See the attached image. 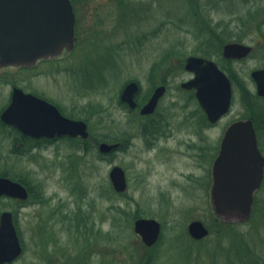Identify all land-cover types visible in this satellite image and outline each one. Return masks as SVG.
Here are the masks:
<instances>
[{"label":"rangeland","instance_id":"1","mask_svg":"<svg viewBox=\"0 0 264 264\" xmlns=\"http://www.w3.org/2000/svg\"><path fill=\"white\" fill-rule=\"evenodd\" d=\"M73 1L77 15L75 49L32 68L0 69V117L10 104L12 89L17 87L47 98L68 118L86 121L91 140L124 134L134 140L126 150L107 157L99 152L102 141L87 152L74 149L68 140L39 151L31 150L33 144L22 139L17 130L0 125V175L25 178L44 194L43 203L32 200L25 209H18L17 201L0 200V214L10 211L17 216L23 243L24 254L13 264H139L146 255L154 256L157 264H264V187L256 195L249 222L221 227L211 205V164L206 169L197 168V160L192 158L204 153L205 148L207 154L211 148L218 155L225 129L246 118L248 110L264 117V100L257 110L253 98L256 88L250 77L254 70L264 68L263 12L253 11L254 19H250L247 9L251 4L229 0L211 17L213 25L222 20L223 29L236 33L228 43L251 46L253 52L249 59L225 65L222 57L213 58L235 73L242 86L238 88L233 82L231 113L209 136L200 132L199 141L196 124L205 116L191 93L180 88L191 75L176 68L167 77L163 66L152 73L155 63L179 43L187 48L185 60L203 57L195 53L198 43L193 34L185 31L193 30L189 2ZM184 17L187 22L181 31L169 23L170 18L176 21ZM239 37L244 38L242 42ZM174 65L179 64L175 61ZM130 82L140 86L137 101L142 99L141 106L157 87L167 88L153 117L143 119L120 106ZM244 90L252 94L250 100ZM246 99L252 108L248 109ZM149 119L155 124L167 121L173 131L172 138L160 141L153 150L147 147ZM259 128V148L264 155V119ZM113 166L125 170L128 188L111 196L110 201L106 193L112 195L109 173ZM126 203L130 217L109 210L113 204ZM139 212L143 218L162 224L160 241L153 249L147 250L134 232L136 219L131 217ZM196 220L204 222L211 232L200 243L188 235L189 224ZM78 224L89 228L81 232ZM92 224L98 225L99 234L93 233Z\"/></svg>","mask_w":264,"mask_h":264},{"label":"water","instance_id":"2","mask_svg":"<svg viewBox=\"0 0 264 264\" xmlns=\"http://www.w3.org/2000/svg\"><path fill=\"white\" fill-rule=\"evenodd\" d=\"M75 26L70 0H0V69L33 67L39 61L57 59L65 52L73 51ZM251 51L247 45L229 43L224 46L223 57L239 60ZM185 70L193 73L194 78L183 82L181 88L195 90L208 121L218 123L232 109L231 80L215 61L203 57H188ZM251 78L257 95L264 98V69L252 72ZM139 90V84L131 82L125 87L121 100L135 108ZM165 92V86L158 87L141 113H153ZM1 120L32 138L88 139L90 136L86 122L65 117L55 105L19 88L13 90L11 103L2 113ZM118 147L119 144L102 143L99 150L110 153ZM263 177L264 157L259 150L253 121L246 119L232 123L224 133L213 167L211 205L216 218L228 224L247 223L252 217L255 195ZM109 179L117 193L127 190L126 172L121 167L114 166ZM2 197L27 200L29 192L21 183L0 177ZM161 230V223L155 219H138L134 226L135 233L148 247L158 242ZM188 233L193 239L202 240L210 231L203 222L193 221L188 226ZM22 253L14 214L4 211L0 216V264H12Z\"/></svg>","mask_w":264,"mask_h":264},{"label":"trees","instance_id":"3","mask_svg":"<svg viewBox=\"0 0 264 264\" xmlns=\"http://www.w3.org/2000/svg\"><path fill=\"white\" fill-rule=\"evenodd\" d=\"M189 2V5L192 6V12L191 15H189L190 21H191V28L193 29L192 31L194 33H192L191 30H185L187 33H191L193 34V37L196 39L197 41V47L195 48V53L202 55L203 57L206 58H217V57H222L221 53H222V48L224 46V44L228 43L231 38H234V36L236 35V33L231 30H226L222 28V20H220L217 24L213 25L212 22V15L213 13H218L220 11L221 8V4L225 1H229V0H217L215 2H213V0H208L207 3H201V0H187ZM263 0H244L245 4H251V8L247 9V14L250 17V19H254V17L251 15L253 13V11H255V13H261L262 15L264 14V9L262 8V4H263ZM121 5H124L122 2L120 3ZM125 5H129L128 3H125ZM230 14H234L233 12ZM261 14L257 15L258 17L262 16ZM171 20L169 21V23L175 28V29H180V31L182 30L181 25L184 24L183 22H187L186 17H184V19H179L176 21L173 20L172 18H170ZM231 22V21H230ZM196 27L194 28L193 27ZM260 30V26L258 27ZM195 29L197 31H195ZM235 30L240 29L239 27L234 28ZM218 30H221V34L218 33ZM184 31V30H183ZM244 38L239 37V41L242 42ZM188 54L187 52V48L183 45V44H176L173 48H171V50L168 51V53L163 57V59L160 62L155 63V65L153 66L152 69V73L155 75L159 70H161L162 66L163 68L166 67V76H171L173 75V72L176 71V68H178L180 71L184 70V66H185V56ZM177 61L178 62V67H175L174 62ZM222 63H224L226 60L222 58ZM162 68V69H163ZM223 69L226 70V72L228 73L229 77L231 78V80L236 84V86L241 87L242 84L239 81V79L237 78V75L235 73H233L230 69H228V67L223 66ZM166 83V82H164ZM244 94L246 98H251L252 94L247 91L244 90ZM253 98L256 99V108L257 110H260V103L261 101H263L264 99L259 98L257 95H253ZM246 99V101H244V103L247 105L248 109H250L249 107H251V102H249V100ZM142 99L138 100L139 102V106H141L140 102ZM120 106L123 107H127L125 104H123L122 102H120ZM252 108V107H251ZM254 108V107H253ZM246 117L251 118L254 121V124L256 126L257 132L259 133L261 131V129L259 128V125L261 126V121L264 119V117L262 115H258L256 113V110H248ZM16 131V130H15ZM264 131V130H263ZM17 132V131H16ZM121 138L119 139V137L113 138V139H109V138H105L103 140L100 139H94L92 138V140H87L85 142H83L85 145V147H82V144H77L73 141H71L73 143V148L77 149V150H84L85 152L90 151L91 147H96L98 146V144L102 142H108V143H116L119 140L124 141V139H128L127 134L121 135ZM92 143L91 146H89V143ZM125 142V141H124ZM90 143V144H91ZM129 146L128 142L126 143V148ZM114 152L111 153V155H113ZM102 157H107V155H103ZM104 159V158H102ZM3 177H10V175L8 174H4V175H0ZM11 179L15 180V181H19L25 185H27L30 188V201L32 200H36L35 196H34V192H33V187H31L30 183L28 180H26L25 178H21V177H10ZM111 193L112 195H107L106 193V197L107 199H109L110 201H112L111 196L113 195H118L116 194L113 189L111 188ZM22 205H27V202H22L19 203L18 202V209L22 207ZM129 207V204L126 203L125 205L120 204L118 206H116L115 204L112 205V207L109 209L111 211H117L118 214H123L124 216L130 217L131 214H128L126 211ZM16 215H15V221L17 224V220H16ZM142 217V215L140 214V212L138 214H136V216L131 217L132 219H138ZM118 222V220H117ZM216 223L218 225H221V227H229L232 228L234 226L237 225H231V224H225V223H221L219 221H216ZM117 225L119 226V223H117ZM224 229V228H223ZM20 235V233H19ZM202 241H199L198 243H200ZM146 248V247H145ZM147 250H150V248H146ZM153 249V248H151ZM157 259L154 258V256H145L140 262L139 264H157Z\"/></svg>","mask_w":264,"mask_h":264},{"label":"flooded vegetation","instance_id":"4","mask_svg":"<svg viewBox=\"0 0 264 264\" xmlns=\"http://www.w3.org/2000/svg\"><path fill=\"white\" fill-rule=\"evenodd\" d=\"M71 2H72V4H73V6H74V1L73 0H71ZM74 12H75V15H76V9H75V6H74ZM76 25H77V15H76ZM76 36V35H75ZM75 43H77V37H75ZM252 52H253V48H252V51H251V53L247 56V57H245V58H243V59H240V60H238V59H230V60H226V62L225 63H232V62H242V61H244V60H246V59H249V57L251 56V54H252ZM262 69H264V68H262ZM192 77H194V75L192 74L191 75V78ZM155 91V90H154ZM27 92V91H26ZM186 92H189V93H191V95L193 96V98L196 100V97H195V91L194 90H190V91H186ZM27 93H31V92H27ZM154 93V92H153ZM153 93L151 94V96H150V98H149V100L151 99V97H152V95H153ZM33 94V93H32ZM35 95V94H34ZM165 95H166V93L164 94V96L160 99V101L165 97ZM37 96V95H36ZM37 97H39V96H37ZM39 98H41V99H44V100H46V101H48V102H50V103H52V104H54L53 102H51V101H49L47 98H45V97H39ZM149 100L143 105V106H137V107H135V108H127V109H129V112H131V113H134V114H138L139 115V117H141V118H143V119H145V118H151V117H153L155 114H156V112H157V110H158V107L156 108V110L153 112V113H151V114H146V115H143L142 113H141V111H142V109H143V107L149 102ZM197 101V100H196ZM159 104H160V102H159ZM55 105V104H54ZM159 106V105H158ZM202 112V111H201ZM203 115L205 116V114L203 113ZM148 122H149V129L148 128H146V131H147V135H148V137H150V139H149V141H148V145H147V147H148V149L149 150H153V149H155L156 148V146L159 144V142L160 141H166V140H168V139H170V138H172L173 137V134H172V128H171V126H170V124H168V122L167 121H162V123H160V124H155L154 123V120H152V119H149L148 120ZM163 122H165V123H163ZM1 124L0 125H2L3 127H8V125H6L5 123H3L2 121L0 122ZM218 124H220V122L219 123H216V124H212L211 122H209L208 120H207V118H206V116H205V118L204 119H202L200 122H197V124H196V126L198 127V133L196 134V136H197V138H199V141L201 140V134H200V132H203L204 133V136H209V134L212 132V131H214L216 128H217V126H218ZM147 126V127H148ZM21 134V133H20ZM21 136H22V139H25V140H29V142H31L33 145H31L32 146V148H31V150H42V149H46V148H48V147H50V146H52V145H54V144H56L57 142H59V141H62V140H68V141H73V142H75V143H77V144H82V147L84 148L85 146V144L83 143V142H85V140H83L82 138H80V137H77V138H75V139H71V138H67V137H62V138H54V139H49V138H46V137H40V138H31V137H29V136H26V135H24V134H21ZM128 136V139H124V141H121V140H119L118 142H116L117 144H119V147H118V149H117V152H119V151H124L125 150V148H126V143L128 142V144H129V146H132V141L134 140V137L133 136H130V135H127ZM121 137L119 136V139H120ZM258 139H259V135H258ZM87 141V140H86ZM198 147H200V146H198ZM197 148V147H196ZM211 151H212V149L211 148H209L208 149V154H207V150H206V148L204 149V153H199L197 156H195V157H193L192 156V158L193 159H195V160H197L196 161V163H195V166L197 167V168H204V169H206V168H208V166H210V164H211V167H212V171H211V183H210V198H211V187H212V184H213V167H214V164H215V162H216V159H217V157H218V155H217V153H216V150L214 149L213 151H212V154H211ZM207 155H208V158H207ZM264 156V155H263ZM209 160V161H208ZM208 163V164H207ZM263 187H264V177H263V180H262V183H261V187H260V189L258 190V192L256 193V195L259 193V192H261V190L263 189ZM27 188H28V191L30 192V188L27 186ZM33 192H34V194H35V196H36V200L37 201H34L35 202V204H40V203H43L44 202V194L41 192V190H39L37 187H34L33 186ZM29 200V199H28ZM255 200H256V196H255ZM21 202V201H20ZM26 206L27 205H22V209H25L26 208ZM78 226H81V227H79L78 229H81V232H86L87 230H88V226H85V227H83L82 225H80V224H78ZM98 225L97 224H92V231H93V233L94 234H99V230H98ZM101 232V231H100Z\"/></svg>","mask_w":264,"mask_h":264}]
</instances>
